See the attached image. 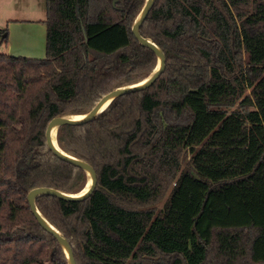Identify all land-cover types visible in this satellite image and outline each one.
I'll list each match as a JSON object with an SVG mask.
<instances>
[{"label":"trees","instance_id":"1","mask_svg":"<svg viewBox=\"0 0 264 264\" xmlns=\"http://www.w3.org/2000/svg\"><path fill=\"white\" fill-rule=\"evenodd\" d=\"M145 3L46 0V56L0 52V264H69L28 194L80 193L89 175L46 128L154 72L133 33ZM140 33L166 55L156 81L58 128L95 191L38 209L77 264H264V0H154Z\"/></svg>","mask_w":264,"mask_h":264},{"label":"water","instance_id":"2","mask_svg":"<svg viewBox=\"0 0 264 264\" xmlns=\"http://www.w3.org/2000/svg\"><path fill=\"white\" fill-rule=\"evenodd\" d=\"M116 1L117 0H114V3H116ZM153 3H154V0H146L144 8L142 9L140 15L138 16L133 26V33L135 34V36L137 37V39L140 41V43L143 46L150 48L158 55L160 68H156L154 72L142 82H139V83H136L130 86L120 87L118 89H115L109 92L108 94L103 96L89 112H87L86 114H83V118L79 120H72V119L67 118V116L55 117L50 120L46 128V142H47L48 147L59 158L69 163H72L74 165L84 168L88 172V175L89 173L92 174V178H93L90 187L82 195H80L79 193H76V194L66 193L64 191L57 190V189L50 188V187L34 188L28 194L29 203L31 205L32 211L35 214L38 222L46 231H48L50 234L54 235L57 238V240L59 241V243L62 245V247L64 248L66 252V255L69 260V264H77L76 257L72 249V246L70 242L67 240V238L51 222H49V220L41 213V211L37 207L36 198L38 197V195H41V194H51V195H55V196H58L60 198H63L69 201L85 200L93 194V192L95 191L97 187V174L94 168L88 162H85L82 159H79L73 155H70L64 150H62L58 144V140H57V145H54L52 141V131L55 126L59 128L61 125H64V124L78 125V124L86 123V122L93 120L95 116L98 115L100 112H102L113 99H115L116 97L120 95L138 91V90L151 86L156 81V79L160 76V74L165 70L166 55L164 51L162 50V48L159 45H157L155 42H153L151 39L142 36L140 33L141 26L144 20L146 19L147 15L149 14V11ZM84 34L85 36H87L85 29H84ZM105 103H106V106L102 108V106Z\"/></svg>","mask_w":264,"mask_h":264},{"label":"crops","instance_id":"3","mask_svg":"<svg viewBox=\"0 0 264 264\" xmlns=\"http://www.w3.org/2000/svg\"><path fill=\"white\" fill-rule=\"evenodd\" d=\"M19 6L20 5L13 7L15 12L16 10H25L26 13L16 18L6 19V25L8 28V45L7 52L5 53L10 55H23L32 58H44L46 56L47 38L46 17L43 13L39 15V17H34L37 13L39 14L42 12L40 6ZM17 39L20 40L21 45L13 47L14 45L12 46L11 42Z\"/></svg>","mask_w":264,"mask_h":264},{"label":"rangeland","instance_id":"4","mask_svg":"<svg viewBox=\"0 0 264 264\" xmlns=\"http://www.w3.org/2000/svg\"><path fill=\"white\" fill-rule=\"evenodd\" d=\"M10 2V3H9ZM3 3V4H2ZM10 4V5H9ZM25 6V5H32V6H40L41 7V13H37L34 17H39L43 13V15L46 17L45 11H46V5L45 0H0V52H7V45L8 42L1 43V40L3 38L2 31L7 27L6 25V19L9 18H16L21 15H24L26 13L25 10H15L13 9L14 6ZM3 8V9H1ZM11 42V41H10ZM12 46L17 47L21 45V42L19 39L12 41ZM15 55V54H14Z\"/></svg>","mask_w":264,"mask_h":264},{"label":"bare ground","instance_id":"5","mask_svg":"<svg viewBox=\"0 0 264 264\" xmlns=\"http://www.w3.org/2000/svg\"><path fill=\"white\" fill-rule=\"evenodd\" d=\"M157 68H160V64ZM105 106H106V103L102 106V108H104ZM67 118L72 119V120H79V119L83 118V115H75V114L74 115H67ZM57 131H58V127L55 126L53 128V131H52V141H53L54 145H57ZM92 180H93L92 174L89 173L88 185L86 186V188L83 191H81V193H79L80 195L84 194L88 190V188L90 187V185L92 183Z\"/></svg>","mask_w":264,"mask_h":264}]
</instances>
